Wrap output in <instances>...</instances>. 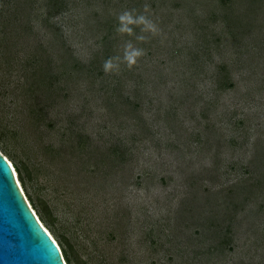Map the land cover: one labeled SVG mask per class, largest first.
Masks as SVG:
<instances>
[{
    "label": "rangeland",
    "instance_id": "rangeland-1",
    "mask_svg": "<svg viewBox=\"0 0 264 264\" xmlns=\"http://www.w3.org/2000/svg\"><path fill=\"white\" fill-rule=\"evenodd\" d=\"M0 153L65 264H264V0H0Z\"/></svg>",
    "mask_w": 264,
    "mask_h": 264
},
{
    "label": "water",
    "instance_id": "water-1",
    "mask_svg": "<svg viewBox=\"0 0 264 264\" xmlns=\"http://www.w3.org/2000/svg\"><path fill=\"white\" fill-rule=\"evenodd\" d=\"M0 264H65L59 245L31 210L1 153Z\"/></svg>",
    "mask_w": 264,
    "mask_h": 264
},
{
    "label": "clouds",
    "instance_id": "clouds-1",
    "mask_svg": "<svg viewBox=\"0 0 264 264\" xmlns=\"http://www.w3.org/2000/svg\"><path fill=\"white\" fill-rule=\"evenodd\" d=\"M119 20H120V24L118 26L117 31L121 32V33L126 32V33L131 34L133 32V29H132V27H130V25H132V24L143 25L142 31H144V32H151V33L155 34L157 31V26L155 25V23L152 20H150L148 17H146L144 15L134 16L131 11H125V12L121 13L119 16ZM137 39L138 40H144V39H146V37L145 36H138ZM143 52H144V50L142 48L134 47L131 44V42H128L125 45L124 56L122 59L125 62H127V64L129 66H131L132 64H134L136 62V59L139 56L143 55ZM120 60H121V57L109 58L104 63V70L107 72V71L113 70L114 68L118 69ZM31 210L33 211L32 208H31Z\"/></svg>",
    "mask_w": 264,
    "mask_h": 264
},
{
    "label": "bare ground",
    "instance_id": "bare-ground-1",
    "mask_svg": "<svg viewBox=\"0 0 264 264\" xmlns=\"http://www.w3.org/2000/svg\"><path fill=\"white\" fill-rule=\"evenodd\" d=\"M7 161L9 162L10 166H11L12 169H13L14 176H15V180H16L17 184L19 185L20 190L23 192L22 187H21V185H20V183H19V180H18V178H17V174H16L15 169H14V167H13V164H12L8 159H7ZM23 195L25 196L24 192H23ZM25 199H26L27 203H28L29 206H30V203L28 202V200H27L26 197H25ZM31 208H32V207H31ZM34 213H35V211H34ZM35 215H36V213H35ZM36 217H37V215H36ZM37 219L39 220L38 217H37ZM39 222L41 223L40 220H39ZM41 225L44 227V225H43L42 223H41ZM44 228H45V230L49 233V235L51 236V238L55 241V239L53 238V236L51 235V233L49 232V230H48L46 227H44ZM55 242H56V241H55Z\"/></svg>",
    "mask_w": 264,
    "mask_h": 264
},
{
    "label": "trees",
    "instance_id": "trees-1",
    "mask_svg": "<svg viewBox=\"0 0 264 264\" xmlns=\"http://www.w3.org/2000/svg\"><path fill=\"white\" fill-rule=\"evenodd\" d=\"M60 247V249H61V252H62V256L65 258V256H66V252L62 249V247L61 246H59Z\"/></svg>",
    "mask_w": 264,
    "mask_h": 264
}]
</instances>
